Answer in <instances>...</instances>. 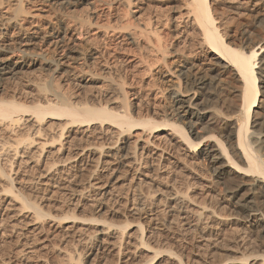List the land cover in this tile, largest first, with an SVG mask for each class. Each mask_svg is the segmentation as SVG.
Listing matches in <instances>:
<instances>
[{"label":"rangeland","instance_id":"374dc122","mask_svg":"<svg viewBox=\"0 0 264 264\" xmlns=\"http://www.w3.org/2000/svg\"><path fill=\"white\" fill-rule=\"evenodd\" d=\"M55 1L27 0L29 12L37 14L29 29L46 33L49 22L56 30L66 29L87 56L95 53V60L86 57L81 67L52 71L45 59L54 54L41 46L29 50L38 65L7 81L5 95L28 106L55 100L56 93L77 106L92 105L116 98L119 75L127 77L126 89L134 93L139 88L134 78L140 77L132 51L138 46L127 32L107 30L105 0L65 7L51 4ZM217 1L227 24L223 32L232 43L242 44L246 34L253 40L264 36V19L259 20L264 0H254L256 7L253 0ZM0 3V16L11 11L8 0ZM181 36L183 55L196 64L198 75L210 78L213 55L199 48L192 34ZM169 75L168 84L178 83L177 73ZM144 78V85L153 80L151 74ZM259 78L254 111L261 113L264 77ZM220 79L224 90L219 93L227 99L222 112H235L239 98L232 88L239 84L230 74ZM154 81L163 86L156 77ZM153 90L154 104L172 102L168 90ZM21 116L13 128L0 124V168L13 179L0 174V264H77L79 259L82 264H264V241L229 208L210 172L172 131L150 135L137 129L119 135L110 125H77L68 126L62 143L53 144L68 119L47 117L37 123L32 113ZM22 134H31L34 142ZM10 187L14 193L5 192ZM21 200L39 206L43 216L37 218Z\"/></svg>","mask_w":264,"mask_h":264},{"label":"bare ground","instance_id":"6f19581e","mask_svg":"<svg viewBox=\"0 0 264 264\" xmlns=\"http://www.w3.org/2000/svg\"><path fill=\"white\" fill-rule=\"evenodd\" d=\"M8 1L11 11L0 16V124L13 128L21 123V115L25 113H32L37 123L44 122L47 117L68 119L62 124L59 135L52 138L53 144L62 143L67 127L77 125H110L117 129L119 135L132 134L137 129L150 135L172 131L194 151L196 160L210 172L214 188L224 195L229 208L243 218L257 238L264 241V93L260 101L263 104L260 106L261 113L254 111L261 94L259 75L264 77V36L253 40L251 35L246 34L245 43H232L228 34L224 33L227 24L224 15L222 17L218 12L217 0H102L109 7L107 30L116 32L118 29L122 34L127 32L125 36L129 35V40L137 43L138 51L136 49L132 54L137 65L133 64L138 70L134 74L140 77L134 78L139 88L134 93L127 90V77L119 75L118 80L113 79L119 93L110 101L100 100L92 105L89 102L91 106L85 102L77 106L55 92L56 101L49 99L44 104L35 102L33 106H28L14 96L5 95V84L14 80L23 69L38 65V60L33 58L34 52L29 50L41 46L48 54H54H47L50 57L45 59L52 71L64 70L72 64H77L76 68L81 67L79 62H85L86 57L94 59L95 53L89 52L90 56H87V51L82 49L81 43L72 39L69 31L56 30L50 22L46 33L35 27L29 29L37 14L29 12L32 7L27 6V0ZM73 2L84 4L90 0H56L51 4L65 7ZM257 4L253 0L251 5L256 7ZM46 15H43L45 19ZM263 17L261 19L260 16L259 20L263 21ZM80 27L82 29L83 26ZM183 33L192 34L197 46L213 55L210 65L213 75L210 78L209 75L207 78L198 75L196 64L182 53ZM170 73H177L178 83L168 84L171 83ZM147 74H151L153 80L151 77L146 86L143 82ZM226 74L239 84L238 88H232L237 93L239 105L235 109L232 107L235 112L228 110V114L222 112L227 99L218 90H224L220 87V78ZM155 77L164 87L158 86ZM156 86L163 91L168 90L171 103L154 104L152 92ZM133 96H137L136 102ZM111 100L115 102L113 106ZM152 105H155V113L151 110ZM159 113L162 114L161 120ZM41 132L38 129L37 134ZM21 137H24L23 140L26 138V142H32L34 136L22 134ZM0 174L13 181L11 175L5 174L1 168ZM13 190L10 187L5 192L14 193ZM21 201L25 207L35 211L37 218L43 216L35 203ZM77 264H82L80 259Z\"/></svg>","mask_w":264,"mask_h":264}]
</instances>
